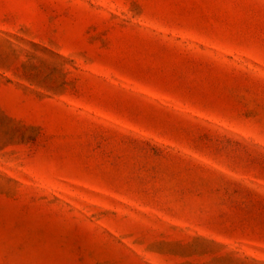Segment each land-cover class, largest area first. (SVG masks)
<instances>
[{"label":"rangeland","instance_id":"rangeland-1","mask_svg":"<svg viewBox=\"0 0 264 264\" xmlns=\"http://www.w3.org/2000/svg\"><path fill=\"white\" fill-rule=\"evenodd\" d=\"M0 264H264V0H0Z\"/></svg>","mask_w":264,"mask_h":264}]
</instances>
